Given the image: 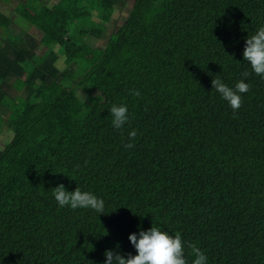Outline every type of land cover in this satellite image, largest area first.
Returning a JSON list of instances; mask_svg holds the SVG:
<instances>
[{"label": "trees", "instance_id": "trees-1", "mask_svg": "<svg viewBox=\"0 0 264 264\" xmlns=\"http://www.w3.org/2000/svg\"><path fill=\"white\" fill-rule=\"evenodd\" d=\"M125 3L18 2L39 40L1 38L0 11V264H105L135 256L128 236L152 226L181 234L187 264L189 244L206 264H264V78L243 60L264 0H132L105 34ZM216 78L250 85L235 112ZM113 104L127 106L121 129ZM58 185L103 214L61 208Z\"/></svg>", "mask_w": 264, "mask_h": 264}, {"label": "clouds", "instance_id": "clouds-1", "mask_svg": "<svg viewBox=\"0 0 264 264\" xmlns=\"http://www.w3.org/2000/svg\"><path fill=\"white\" fill-rule=\"evenodd\" d=\"M243 51V60L249 62L252 71L261 78H264V27H260L254 35L247 37ZM247 75V73H245ZM212 88L221 94L223 100L227 101L231 109L235 112L242 105L241 95L247 93L250 85L243 81L235 84V88H229L219 78L212 79ZM132 95L139 97L140 92L133 90ZM127 106H117L113 104L110 114L113 117L112 126L121 129L128 121ZM136 130L128 133L130 143L125 144V148L135 146ZM53 196L58 205L76 209H91L103 214L105 202L97 198L91 192H82L76 187L73 192L65 190L63 185H58L53 189ZM106 235V234H105ZM130 244L134 247L136 255H122L114 251H105V264H187L184 258V246L181 234L177 232L175 236L161 231L157 226H152L147 231H140L138 236L133 233L128 236ZM190 254L195 257L192 264H206L207 257L195 245L189 244Z\"/></svg>", "mask_w": 264, "mask_h": 264}, {"label": "rangeland", "instance_id": "rangeland-1", "mask_svg": "<svg viewBox=\"0 0 264 264\" xmlns=\"http://www.w3.org/2000/svg\"><path fill=\"white\" fill-rule=\"evenodd\" d=\"M25 0H0V11L6 14L11 19V26L8 31H3L1 33V38L8 37L9 35L21 33L22 31L27 32L28 34H31L36 40H39L42 34L34 27L30 26L27 23H24L21 21V19L16 16V13L14 11V6L18 2H24ZM98 1V0H95ZM41 3L46 5L55 4L57 0H40ZM94 2V0H93ZM132 5V0H126V3L124 5V8L121 10V13L114 16L109 24H107L106 32L111 33L115 31V29L122 24V22L125 20L127 13ZM55 12H60V10L54 6ZM27 69L30 70V66H27ZM80 96H84L82 92L78 93ZM1 114H3L1 112ZM10 138L9 128L6 124H4L0 128V150L3 149L4 145L7 144ZM8 139V140H7Z\"/></svg>", "mask_w": 264, "mask_h": 264}]
</instances>
